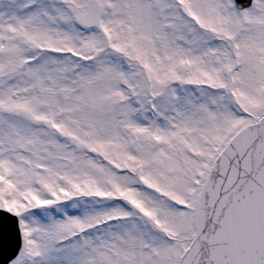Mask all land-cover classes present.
<instances>
[{
    "label": "snow or ice",
    "instance_id": "obj_1",
    "mask_svg": "<svg viewBox=\"0 0 264 264\" xmlns=\"http://www.w3.org/2000/svg\"><path fill=\"white\" fill-rule=\"evenodd\" d=\"M0 264H264V0H0Z\"/></svg>",
    "mask_w": 264,
    "mask_h": 264
}]
</instances>
